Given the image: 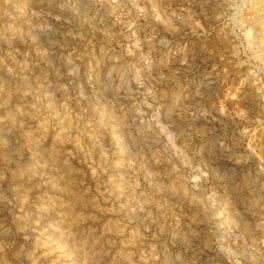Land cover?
Here are the masks:
<instances>
[{
    "label": "rangeland",
    "instance_id": "1",
    "mask_svg": "<svg viewBox=\"0 0 264 264\" xmlns=\"http://www.w3.org/2000/svg\"><path fill=\"white\" fill-rule=\"evenodd\" d=\"M0 264H264V0H0Z\"/></svg>",
    "mask_w": 264,
    "mask_h": 264
}]
</instances>
